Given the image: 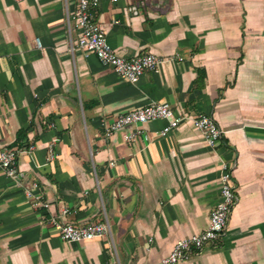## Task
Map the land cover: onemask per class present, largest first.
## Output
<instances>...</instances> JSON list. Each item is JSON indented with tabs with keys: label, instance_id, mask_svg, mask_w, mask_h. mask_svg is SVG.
Segmentation results:
<instances>
[{
	"label": "crops",
	"instance_id": "0c3cea01",
	"mask_svg": "<svg viewBox=\"0 0 264 264\" xmlns=\"http://www.w3.org/2000/svg\"><path fill=\"white\" fill-rule=\"evenodd\" d=\"M76 7L0 1V152L19 130L33 146L16 150L17 181L0 169V264H155L206 228L222 163L236 197L224 237L181 264H264V0H101L94 19L117 55L166 59L136 84L70 52L66 10L74 28ZM151 103L210 116L221 140L209 148L187 127L162 137L161 120L134 143L123 139L133 128L103 135ZM52 219H106L110 233L67 243Z\"/></svg>",
	"mask_w": 264,
	"mask_h": 264
},
{
	"label": "built area",
	"instance_id": "2783aa9c",
	"mask_svg": "<svg viewBox=\"0 0 264 264\" xmlns=\"http://www.w3.org/2000/svg\"><path fill=\"white\" fill-rule=\"evenodd\" d=\"M11 1L21 3L24 0ZM100 1L77 0V7L74 12V28L69 24V15L66 10L70 52L73 54L75 50H80L85 56L93 55L103 66L111 68L120 79L130 84H136L146 72L158 73L160 67L166 62L164 57L149 52L141 56L125 59L117 55L110 47L105 32L94 19ZM108 1L115 3L118 0ZM72 30L78 34L77 39L74 41L71 38ZM156 120L166 122L158 134L162 137L173 130L187 127L199 132L209 148H214L221 140L222 131L210 116L178 114L168 104L156 103L116 116L108 125H104L103 135L111 137L116 132L126 128H133L130 133L123 136V139L126 142L134 143L138 136L141 135L142 126ZM144 140L146 141V138ZM32 150L33 146H29L26 151L30 152ZM17 158L18 152L16 150L5 148L0 152V169L6 177L14 181L20 178ZM230 167L227 163H222L221 165L219 200L210 213L206 228L192 234L188 238L177 240L173 244L170 253L155 264L184 263L193 255L200 253L206 246L214 247L222 241L236 202ZM37 186L34 183L32 188L26 191L28 198H32V190H36ZM67 214V208L61 206V218H64ZM51 224L58 233L59 238L67 243L89 242L110 233L106 219L104 222L86 225H75L71 222H58L52 219Z\"/></svg>",
	"mask_w": 264,
	"mask_h": 264
},
{
	"label": "trees",
	"instance_id": "16d2710c",
	"mask_svg": "<svg viewBox=\"0 0 264 264\" xmlns=\"http://www.w3.org/2000/svg\"><path fill=\"white\" fill-rule=\"evenodd\" d=\"M195 71L197 76L194 81V86L198 88H202L204 86L205 72L202 69H198V68H196ZM26 134H27L26 130H19L16 134V139L11 149L22 150L28 148V146H30L31 143L28 142Z\"/></svg>",
	"mask_w": 264,
	"mask_h": 264
}]
</instances>
